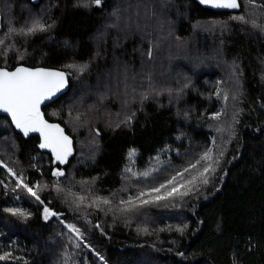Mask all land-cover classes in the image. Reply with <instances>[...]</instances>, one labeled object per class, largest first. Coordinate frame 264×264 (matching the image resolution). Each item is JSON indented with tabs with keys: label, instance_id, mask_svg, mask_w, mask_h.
Returning <instances> with one entry per match:
<instances>
[{
	"label": "trees",
	"instance_id": "1",
	"mask_svg": "<svg viewBox=\"0 0 264 264\" xmlns=\"http://www.w3.org/2000/svg\"><path fill=\"white\" fill-rule=\"evenodd\" d=\"M240 3L0 0V67L68 73L44 111L75 146L61 166L0 116V264H264V0Z\"/></svg>",
	"mask_w": 264,
	"mask_h": 264
},
{
	"label": "snow or ice",
	"instance_id": "2",
	"mask_svg": "<svg viewBox=\"0 0 264 264\" xmlns=\"http://www.w3.org/2000/svg\"><path fill=\"white\" fill-rule=\"evenodd\" d=\"M201 3L211 4L217 8H229L237 9L240 7L238 0H200ZM252 2V0H248ZM95 3L99 5L101 0H95ZM234 19L245 21L244 16H237ZM254 27L257 25L253 24ZM48 27H51L50 25ZM46 30L45 25L40 23L39 20L34 21L32 26L28 28L29 33L36 31ZM261 30L264 31V26H261ZM15 31V29H9V34ZM23 31V30H21ZM4 43L3 40H0V45ZM69 67H74V65H69ZM66 74L61 71H52L45 69H27L24 67H18L15 71L9 72L3 68H0V111L10 114L11 121L17 129H20L22 133L27 136L30 132H40L43 134L44 143L40 144L41 148H51L55 153L56 159L65 162L68 155L71 154V141L69 137L63 134V129L59 125L48 124L43 118V114L40 112V105L45 101H51L53 97L56 96L65 86H66ZM219 95V93H217ZM227 99V96H225ZM219 113H217L213 118H218ZM213 143L215 141L213 140ZM222 155V153H221ZM213 153L212 149L209 148L205 151L200 160L196 161V164H199L201 161H207L208 164L204 167L203 172L200 173L201 176H204L205 173L209 172L212 168ZM7 167V165H5ZM193 168L196 165H192ZM13 175H16L12 172V169H8ZM185 172L188 169L184 170ZM56 176L63 175L62 172L57 171L54 173ZM178 176H182L183 173H177ZM20 183L17 187H22L27 190L33 197L37 200L40 197L35 191L32 190L28 184L23 183L22 178H19ZM176 176H173L171 180L167 181V184H161L158 188H153L150 193L141 192L140 196L136 199L139 200L140 205H145L149 203H158L161 200H166L171 196L181 194L186 195L187 192L180 193L179 189L182 185L176 183ZM195 177H193V180ZM189 184L192 181H188ZM204 183H208L207 178L204 179ZM170 189L164 194L161 195V189L168 188ZM39 187V185H36ZM46 187V186H45ZM155 194V195H152ZM145 195H152L150 200H142L140 197ZM83 197H80V200L83 201ZM105 204L109 203L107 199H104ZM122 203H129L130 207L127 210H132L137 207V205L131 201ZM6 212L11 213L13 216H20L27 218L29 213L18 209V208H7ZM49 215H55V213H50L49 209L45 208L44 218L47 219ZM73 232L80 235V232L73 225H68ZM103 259V257H101ZM107 264V262H105Z\"/></svg>",
	"mask_w": 264,
	"mask_h": 264
},
{
	"label": "water",
	"instance_id": "3",
	"mask_svg": "<svg viewBox=\"0 0 264 264\" xmlns=\"http://www.w3.org/2000/svg\"><path fill=\"white\" fill-rule=\"evenodd\" d=\"M202 7L204 8H209V9H212V10H215V11H232V12H239L241 10V3H240V0H238V3H240V7L237 8V9H229V8H217V7H214L212 6L211 4H206V3H201L200 0H196ZM18 67H24V68H27V69H45V70H52V71H61V72H64L66 74V80H67V83H66V86L59 92L56 94L55 97L52 98L51 101H45L43 102L41 105H40V112L43 114V118L44 120H46L48 122V124H51V125H59V127L61 129H63V134L67 137H69L70 141H71V154L67 156L65 162H61L59 160L56 159V156H55V153L51 150V148H41L40 147V144L44 143V137H43V134L40 133V132H30L27 136H25L22 131L20 129H17L15 127V125L12 123L11 121V117H10V114H7V113H4L3 111H0V116L1 115H5L7 116L13 127L15 128V130L22 134L24 138L28 139L30 136H33V135H36L39 137L40 141H39V148L44 151V152H49L53 159H54V162L56 164H59L61 166H66L70 159L75 155V146H74V138L66 131V128L65 126H63L61 123L59 122H56V121H51L49 120L47 117H46V114H45V111H44V107L50 103H53L55 102L56 100H58L62 95L66 94L69 89H70V80H69V76H68V73L63 70V69H60V68H56V67H49V66H28V65H25V64H19L17 66H15L14 68L10 69V68H7V67H0V68H3L9 72H12V71H15L16 68Z\"/></svg>",
	"mask_w": 264,
	"mask_h": 264
}]
</instances>
